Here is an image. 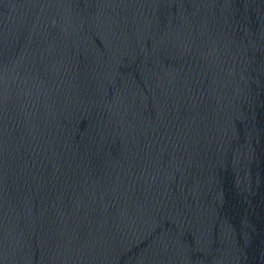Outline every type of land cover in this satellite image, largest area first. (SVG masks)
I'll use <instances>...</instances> for the list:
<instances>
[{"label": "water", "instance_id": "obj_1", "mask_svg": "<svg viewBox=\"0 0 264 264\" xmlns=\"http://www.w3.org/2000/svg\"><path fill=\"white\" fill-rule=\"evenodd\" d=\"M0 264H264V0H0Z\"/></svg>", "mask_w": 264, "mask_h": 264}]
</instances>
